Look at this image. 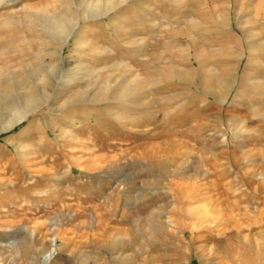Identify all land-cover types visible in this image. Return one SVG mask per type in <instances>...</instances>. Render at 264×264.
<instances>
[{
    "label": "rangeland",
    "instance_id": "obj_1",
    "mask_svg": "<svg viewBox=\"0 0 264 264\" xmlns=\"http://www.w3.org/2000/svg\"><path fill=\"white\" fill-rule=\"evenodd\" d=\"M0 264H264V0H0Z\"/></svg>",
    "mask_w": 264,
    "mask_h": 264
},
{
    "label": "bare ground",
    "instance_id": "obj_2",
    "mask_svg": "<svg viewBox=\"0 0 264 264\" xmlns=\"http://www.w3.org/2000/svg\"><path fill=\"white\" fill-rule=\"evenodd\" d=\"M239 28L247 36V30L243 27H239ZM66 29H67V27H66V25H64L63 28L61 29L60 35H64L63 33L66 31ZM67 37L68 36L65 35L64 38L66 39ZM189 66H190V68L194 74V80H195L196 77L199 75V72L202 70V66H203L202 60L200 58H198L197 56H191L189 58ZM195 83H196V81H195ZM220 84H219V86H220ZM42 95H43V93H42ZM43 96H45V94ZM211 97H214V100L216 102H223L226 99V96L222 97L220 94H217V92H215L212 89H210L207 93H205V100H212ZM36 102H37V97L35 95L29 94V95H26L25 98L23 97V100L17 105L16 109L13 111L12 119L9 121L10 124H14V123L17 124V123L23 121L31 112H33L39 106L40 102H37V103ZM50 255L51 254L48 253V255H46L45 258H48Z\"/></svg>",
    "mask_w": 264,
    "mask_h": 264
}]
</instances>
